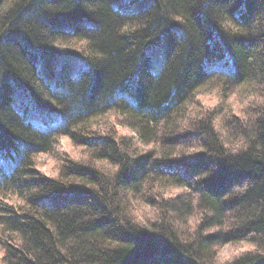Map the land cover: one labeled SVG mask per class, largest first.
Instances as JSON below:
<instances>
[{
	"label": "trees",
	"instance_id": "16d2710c",
	"mask_svg": "<svg viewBox=\"0 0 264 264\" xmlns=\"http://www.w3.org/2000/svg\"><path fill=\"white\" fill-rule=\"evenodd\" d=\"M0 251L264 264V0H0Z\"/></svg>",
	"mask_w": 264,
	"mask_h": 264
},
{
	"label": "rangeland",
	"instance_id": "374dc122",
	"mask_svg": "<svg viewBox=\"0 0 264 264\" xmlns=\"http://www.w3.org/2000/svg\"><path fill=\"white\" fill-rule=\"evenodd\" d=\"M201 104L208 110L212 111L213 108L221 104V102L217 98L216 92L214 94L208 95V96H202L200 98ZM230 102L232 103L233 109H237V112L245 116L246 114L241 110L243 109L242 104L238 102L237 99H235V95L230 98ZM242 113V114H241ZM238 114V115H239ZM239 115V116H240ZM227 117V116H226ZM225 117V118H226ZM120 129V127H119ZM61 148L64 149L68 154L73 155L74 157H82L85 156L84 151L81 149V147L74 145L71 140L67 138H63L60 141ZM61 150V149H60ZM43 162L40 164L41 169H43L46 172H54V160L52 158H48L46 156H43L42 158ZM176 191H174L175 193ZM140 213V212H139ZM138 214V212H136ZM253 249V246L247 242H240V243H234V244H227L220 246L216 251V262L217 263H223L227 261H232L236 257H238L243 252H247L249 250ZM0 264L1 263V251H0Z\"/></svg>",
	"mask_w": 264,
	"mask_h": 264
}]
</instances>
